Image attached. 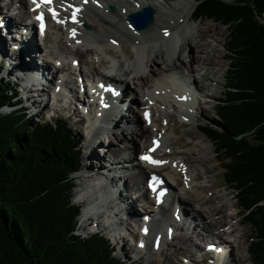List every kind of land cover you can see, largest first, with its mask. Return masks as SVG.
Listing matches in <instances>:
<instances>
[{"label":"bare ground","instance_id":"bare-ground-1","mask_svg":"<svg viewBox=\"0 0 264 264\" xmlns=\"http://www.w3.org/2000/svg\"><path fill=\"white\" fill-rule=\"evenodd\" d=\"M1 1L4 0H0V3ZM59 1L62 4L58 17L62 22H53V26L49 27L41 36L42 39H39L40 44L36 42L34 26L28 27L27 35L17 39L13 37L14 33L11 31L17 26L16 17L22 24H25L23 17L29 9L28 0H17L16 7L12 0H8L5 7L8 12H12L9 15H7V11L3 12L4 10L0 8V17L6 23L5 28L0 27V64L2 65V75L6 76L4 79H9L15 86H20L17 96L18 93L24 94V97L18 99L20 108L22 106V110L28 109L35 115L41 113L42 107L47 104L43 100L42 103L41 101L38 103V96L47 97L48 95L49 100L58 99L57 103H63L62 111L70 109L72 114L76 113L79 116L82 115L78 107L79 103L85 104L82 109L89 108L86 106L88 100L86 94L82 99L78 95L71 94L70 100L67 101H65L66 96L64 95L67 92L65 87L70 89L65 83L68 85L77 84L76 88L79 90L80 86L77 80L83 76L79 72V67L82 64L88 65L91 70L92 78L88 81L92 80L91 82L95 86L108 82L107 84H117L121 88V95L115 100L112 109L98 107L102 109L104 116L98 119L96 127L100 128V131L104 126L115 127L112 125L114 120L124 130L129 126L131 138L128 142L130 145L128 143L129 146L120 147L117 152L107 157L105 162L101 163V159H95L92 164L94 154L90 151L94 149L97 152V150L89 145L85 148L84 154L86 155L82 156L84 161L81 167L88 174L87 179L84 180L85 186L83 184L79 188L82 191L79 201L84 202V208L78 217L79 222L81 221V224L78 223V229L82 228L83 223L91 221L90 218L93 214L89 215L90 218L87 214L94 211V215L98 216L100 208L112 207L107 209V213L104 210L99 212L101 215L95 221L93 220L94 226L105 227L109 231L112 228L113 231L108 232V238L112 237L114 240V235L120 232L117 230L121 229L122 231L124 228L122 221L129 218L132 229L134 230L136 227L139 231L137 234L132 231L135 238H131L135 241V245H133L134 249L129 251L134 252L137 249L136 244L139 242L142 249L137 253L148 250L151 254H159L157 256L159 259L148 257L154 264H159L164 250L169 252L162 259L166 264L171 262L169 261L171 257L181 254L179 248H174L172 252L169 248L164 249L173 247L169 243L173 239L183 244L189 243L190 240L191 246L187 245L188 249H186L189 256L182 255L187 263L202 264L205 262L208 264L207 256L209 255L205 252L204 246L211 245L213 254H218L222 258V264H247L248 258L244 254L247 233L240 229L244 219L236 220L238 213L235 212L227 215L228 205L224 202V198L220 194H214L212 198L207 197L205 191L209 185L202 183V180L207 179L212 170L207 168L206 164L217 156H214V152L209 147L201 144L202 142L199 147H193V150L187 149L182 153H175L173 149L169 148L172 142L167 133V126L168 123L173 122L174 118H172L170 108L172 107L182 117L181 119L189 121L191 117L197 115V109L194 110L193 107L196 105L193 102L195 96H199L203 100L215 97V94L209 89L212 84H219L214 69L218 66L216 53H220L217 44L221 43L216 41V44L214 41L216 45L206 44V39H209L212 34L211 26H200L196 31L197 35H192L194 26L188 22L190 18L192 22L195 20L193 15L190 17V0H83L82 5L74 4L71 0ZM173 1L175 4H172ZM107 6H113L115 10L107 11ZM143 6L155 10L153 24L144 31H132L127 26L125 15ZM64 7L66 8L64 9ZM70 18H73L75 22L69 23ZM214 30L218 35L221 32L219 28ZM168 41L171 42V55L169 56L165 51V44ZM183 44L189 50L185 59L179 53L176 55L177 50L180 49L178 46ZM33 49L41 50L40 55H42V61L36 60L35 66L32 65L34 64L33 56L36 57V54L32 52ZM118 51L124 54L123 60L117 61V56L114 54ZM220 57L223 59L224 55ZM5 60H7V64H5ZM21 63L32 65L33 70H29V72L22 68ZM77 69L78 74L75 75ZM179 71L182 72L179 74ZM175 75L178 76L180 83V86L176 88L173 87ZM66 76L65 83L58 85L60 79ZM84 77H86L85 74ZM185 79L188 82L184 83ZM52 83L54 84L51 88ZM69 92L73 93L71 90ZM93 93L98 101L99 94L95 91ZM145 110L150 113L149 124L143 120L142 114ZM154 115L161 116L160 124L157 121L158 117L156 118ZM110 131L112 129L107 130L105 136ZM114 133L120 134L121 132ZM193 137L190 136V138ZM94 138L97 145L99 142L101 144V141L105 142L101 139L99 141L98 134ZM108 138L109 136L105 138L106 141ZM118 139L120 144L127 141L125 135L124 138L119 136ZM136 139H139L138 148L133 142ZM155 142L160 143L158 149L154 151V161L159 163L137 164L136 160H132V156L136 153L139 160L142 157L141 148L153 149ZM164 144L166 146L163 148ZM107 147L109 145L105 147V152ZM160 149H167V152ZM112 151L113 149H110L109 153ZM104 154L106 155V153ZM126 154L129 155L125 156ZM181 154H186L188 157L185 158ZM189 157L193 164H196L195 167L188 162ZM197 167L200 168L196 173ZM135 169L139 172L137 175L139 180H136V175L132 172H128L129 170L135 172ZM124 171L127 172L124 173ZM105 173L107 176H103ZM152 173L163 175L170 182L165 201L161 205H156L153 195L143 188L140 179ZM117 175L120 177L116 181ZM204 182L209 183L206 180ZM88 192H92L95 202H89ZM139 195L143 199L141 201L150 204V206L142 205L147 214L141 215L140 218L134 213L135 201ZM114 210L120 211L122 214L119 215V212L115 213ZM169 211H172L170 217H168ZM108 214H111L110 217L107 216ZM155 215L158 216L157 219L154 222L151 219L149 225L151 232L142 237L140 232L144 228L143 225L146 224V219ZM197 219L204 221L203 226L200 227V233L198 232L199 224L196 223ZM165 224H168L166 228H164ZM168 228H173L172 239L168 237ZM213 230H218L222 236L215 237ZM100 231L102 230L100 229ZM115 231L117 233H114ZM162 231L165 233L162 234ZM120 234L115 241L122 242L120 254L125 255V245L128 244V239L125 242ZM158 235H161L159 239H157ZM201 236L203 239L199 238ZM192 237L202 241L203 247L199 243H192ZM223 237L225 238L223 239ZM156 243H158V251H154L151 246Z\"/></svg>","mask_w":264,"mask_h":264},{"label":"trees","instance_id":"trees-1","mask_svg":"<svg viewBox=\"0 0 264 264\" xmlns=\"http://www.w3.org/2000/svg\"><path fill=\"white\" fill-rule=\"evenodd\" d=\"M192 1L195 21L208 17L236 32L226 49L238 64L227 58L232 78L215 112L220 130H198L224 162V182L238 208L256 221L248 253L252 264H264V0ZM13 93L0 81V264H132L116 258L101 235L76 234L80 209L71 194L81 167L78 135L63 120L32 126L18 110L1 114L16 105Z\"/></svg>","mask_w":264,"mask_h":264},{"label":"rangeland","instance_id":"rangeland-1","mask_svg":"<svg viewBox=\"0 0 264 264\" xmlns=\"http://www.w3.org/2000/svg\"><path fill=\"white\" fill-rule=\"evenodd\" d=\"M224 3H227V2H231L233 0H220ZM191 2V5L189 7V12H190V17L191 15H193L194 13V9H195V4L192 0H190ZM172 4H175V1L172 2ZM264 17V16H263ZM191 19V18H190ZM189 19V22L188 24H192L194 26V31L192 32V35H197V30L201 27H207V26H211V32L212 34L210 35V38L209 39H206V44L210 45H216L217 42L216 41H219L221 44H217V49L219 50L220 53H216V61L218 62V66H216V69H214L217 73V76H218V79H219V84L216 85V84H212L211 87H210V92L214 93L215 94V97L213 98H210L209 102L207 104H200L198 106V109L196 110V114L199 115V117L196 119L194 117H191V119L187 121L186 124L183 123V119H181L182 117H180L175 110H173V108L171 107V111L170 113L173 115L172 116V120L173 122H170L168 123V126H167V133L169 134L170 138H171V142L172 144L169 146L170 149H173V151L176 153H182V152H185L187 149H191L193 150L194 148H197V146L199 147L200 146V143L203 144L204 146H207L209 147V149L211 151L214 152V156H217V158L215 157V159L213 158L209 163H207L206 167L209 168V169H212L211 170V173L208 174L207 176V179H205L206 181H208L209 183L207 182H204L205 180H202L203 184H206V185H209V188L206 189L205 193L207 192V197H214V194H217L220 196H222L224 198V202L227 203V215H230V214H234L235 213H238V217L235 218L236 220L237 219H241L243 218L244 219V223L243 225L240 227V229H242L244 232H246V241L244 242V247H246V252H244L246 258H248V261H247V264H252V260H250V255L248 253V248L250 247V242L253 240H255V232H256V227L254 225V223H256V221H254L252 219V221L250 219H247L245 218V215H243V213L241 212L240 208H238V200L236 198V193L230 188V186H226L225 184V179L223 177V164L224 162L220 159V156L218 154L215 153V146H213V144L201 133L199 132L198 130V126H205V127H213V129L216 127L215 126V119H216V116H215V112H216V106L218 105V102L219 100H226V96H225V91H226V85L229 83L230 78H232V75H231V69H228V65L229 63H232V61H229L227 59V56L228 58L230 59V57H232L234 59V56L231 55L230 51H228L226 49V47L228 48V44L231 46V43L233 44V42L236 40V32L234 31V28H233V25H224L218 21H215L211 18H208V17H203V18H200L198 21H194L192 22L191 20ZM264 19V18H263ZM16 21H19L17 18H16ZM216 28H219V30L221 31L218 34H216V31L214 29ZM214 31V32H213ZM157 32H159L157 30ZM159 34V33H158ZM189 37V35H188ZM215 41V43H214ZM224 43V44H223ZM223 44V45H222ZM222 45V46H221ZM211 46V45H210ZM180 47L179 50H177L176 52V55L179 53L182 55V57L185 59L187 58L188 56V48L183 44L181 46H178V48ZM233 47V46H232ZM166 48V50H165ZM165 48L164 50L167 51V54L168 56L171 55V42L168 41L166 44H165ZM235 48V47H234ZM164 51V52H165ZM33 54H36V57L33 56V63L32 64L33 66H35L37 63H36V60L38 62H41L42 61V55L41 54V50H36V49H33L32 50ZM166 53V52H165ZM214 53V52H213ZM113 55V52L111 53ZM117 56V61L119 60H123L125 57L124 54L120 51L118 52H115V54ZM224 55V58L221 59L220 56ZM133 56V54H132ZM89 57V56H88ZM87 57V58H88ZM174 59L175 56H174ZM218 59V60H217ZM51 62V60H49ZM27 62V61H25ZM7 60H5V64H7ZM36 63V64H35ZM233 64H238L237 63V57L233 60ZM32 65H29V64H26V63H21V67L26 69V70H33L32 69ZM67 65H68V62H67ZM85 64H82V71H83V74H85L87 77H91V70L88 68V65H85ZM244 64H242L243 66ZM2 65L0 64V81H4V82H9V85L11 86V88L13 89V91H19L20 90V86L19 85H14L9 79H4V75H1V72H2ZM4 67V66H3ZM37 68V67H36ZM5 69H6V65H5ZM103 70V69H102ZM30 72V71H29ZM180 72L182 71H179V74ZM185 72V71H183ZM230 73V74H229ZM178 74V75H179ZM182 75V74H181ZM10 77V75H9ZM3 78V79H2ZM201 81V80H199ZM53 84H51V88L53 87ZM45 87V86H44ZM47 88V87H45ZM18 97L16 99H20V97H24V94L22 93H18ZM61 99V98H60ZM42 100L47 103L45 104V106L42 107V112L41 113H38V114H32L30 111H28V109H24L20 112H22L25 115H27V118H25L28 122L29 125H34L35 123L37 122H45V121H49L50 123H54L56 120H63L64 124H66V127L68 129H71L72 131H74L79 137H81L82 139L85 137V130L83 128V125H84V121L82 119H79V115L78 114H71V111L70 109L68 110H64L66 112L64 113H61V114H58V112H51L50 109L53 108L54 104L52 101H48V98L46 96H38L37 98V102L42 103ZM19 105L15 106V107H3L1 109V114H7L9 113L10 110L14 109V108H17V107H20V103H18ZM63 105V104H62ZM55 107V106H54ZM21 108H23L21 106ZM44 108V109H43ZM62 108V107H61ZM138 111V110H137ZM140 115V113H139ZM156 118L158 117V123L160 124V118L161 116H156L154 115ZM55 117H58V119H54ZM60 117V118H59ZM67 117L68 119L67 120H64V118ZM79 119V120H78ZM212 129V128H211ZM217 129V128H215ZM217 130H220L217 129ZM109 134V138H108V141H106L105 138H101L102 140H105V142H108L107 145H109V147H107L106 149V152H105V147L107 146L105 142H102L101 141V144L99 142V145L98 147L95 146V149L97 150L94 151L91 150L90 153H93L94 154V159H92L91 161V164L94 163L95 159H101V163L102 162H105V159L107 157H110L112 154H114L115 152H117V150L120 148V147H123L124 145L125 146H129L130 143L128 141H130V136H129V132L127 129L123 130V133H120V134H114V135H111ZM124 135H125V139L127 141L123 142L122 144H119L118 145V140L117 138H119V136H123L124 138ZM190 136H194L193 138H190ZM100 141V140H99ZM135 143V146L138 148L139 147V139H136L135 141H133ZM105 143V144H104ZM129 143V145H128ZM191 145H188L187 144H190ZM166 146V144H164L163 148ZM172 147V148H171ZM194 147V148H193ZM193 148V149H192ZM110 149H113V151L111 153H109V150ZM104 150V151H103ZM166 150V151H164ZM161 151L163 152H167V149H161ZM86 152V150H85ZM84 152V153H85ZM106 153V155L104 154ZM83 155H86V154H81V159H80V163H81V166L83 165V159H82V156ZM129 154H126L125 156H128ZM183 155L185 158H186V154H181ZM190 156V155H189ZM213 156V155H212ZM105 157V158H104ZM188 157V156H187ZM132 160H136L134 159V156H132ZM188 162L191 163V165L194 167L196 166V164H193L192 162V159L189 157L188 159ZM226 164V162H225ZM200 165V164H199ZM199 168L200 167H197L195 169L196 173L199 172ZM127 171H124V173H126ZM129 173L132 172L134 175H136V180H139V177H137V175L139 174L138 170L135 169V172L134 171H131L129 170L128 171ZM87 172L85 169L83 168H80L79 171L77 173H75L73 175V179H74V183H73V191H72V194H71V203L73 205H75L74 203V194L77 193V192H82L81 190H77V188H81L84 184L85 186V179H87ZM123 176V174H121ZM120 176L117 175V177L115 178L116 181L117 179L119 178ZM141 181H142V184L145 180V176L140 178ZM114 183V181H113ZM142 184L140 185V188L142 186ZM209 190V192H208ZM212 194V195H211ZM88 195H89V202L91 203L92 202H95L94 201V196H92V192H88ZM123 195H125V193H123ZM131 195V194H130ZM138 200H143L142 197L139 195L138 198H137V201H135V209H134V213L136 216H138V218H140L141 215H144L145 216V213L147 214V212H144V206L142 205H145L143 201L139 202ZM79 201V200H78ZM78 201L76 200V203H78ZM230 202V203H229ZM233 204V205H232ZM86 205V203H85ZM90 205V204H89ZM105 207H106V204H104ZM77 206V205H75ZM108 208H112V207H108ZM107 208V209H108ZM134 208V207H133ZM80 209V213H79V217L81 215V208L79 207ZM106 208H100L99 211H98V216L97 215H94V211L91 212V214H87L88 216H93L91 217V221L88 222V223H83L82 224V228L81 229H77L76 231V234L77 235H80L82 236V238H85V237H88L91 235V233H89V229H92V230H97L99 231L97 234L101 235L104 239L108 240L109 244L111 246H113L114 248V256L124 262H130V263H135V264H154L152 259L151 258H148L149 256L152 257V258H155L157 257L159 254H151V252L149 253L148 250H143V253L142 254V258L138 261H133L132 258H136V254H133V252L131 253V251L129 250H133L134 247L133 245H135V241L131 238V237H134L132 235V231H134L136 234L138 233V229H136V227L134 228V230L132 229L131 227V224L130 223V220L129 218L126 219V221H122L123 222V230L121 231V229H118L117 231H120V232H114V233H117L115 234V238L113 240L112 237H110V239L108 238L109 237V233L108 232H111L113 231L112 228H111V231L107 230V228L105 227H101V226H93L91 225L93 223V220L95 221L101 214H99L100 211L104 210L107 211ZM116 209V208H115ZM138 209V210H137ZM103 211V212H104ZM115 213H118L119 212V215H121L122 213H120V211H116L114 210ZM113 211V212H114ZM139 211V212H138ZM141 211V212H140ZM172 214V211H169L168 213V217H170ZM86 215V216H87ZM111 214H108L107 216L110 217ZM89 216V218H90ZM120 218V216H119ZM92 222V223H91ZM203 222L204 221H201L199 219H197L196 223L199 224V229H198V232L200 233L201 232V228L203 226ZM78 223L81 224V221L79 222V218H78ZM104 225V223H101ZM204 226H205V223H204ZM97 227V228H96ZM78 228V227H77ZM116 228V227H115ZM103 230L102 231H100ZM247 230V231H246ZM164 232V231H163ZM121 233V234H120ZM122 235L123 238L125 239V242H127L126 239H128V244L125 245V255H121L120 254V246H122V242H119L117 243L116 238L119 237V235ZM183 234V233H181ZM220 234V235H219ZM94 235V234H93ZM213 235H216L218 238H220V236H222V233H219L218 230H213ZM135 238V237H134ZM201 239H203V237H199ZM225 237H223L224 239ZM192 239V243H199L202 247H203V243L202 241L200 240H195L193 237L191 238ZM221 241L222 238H221ZM170 245L172 244L173 247H165L164 249L166 248H169L171 249V252L173 251L174 248H179L180 250V253L181 254H176V257H171L169 261V264H194V263H187L185 262V259H184V256L182 255H185V256H189V254L187 253L186 249H188L187 245H190L191 246V243H190V240H189V243H181L179 241H177L176 239H173L171 242H169ZM251 244H253V242H251ZM168 251L164 250L163 253H162V256L160 257V261H159V264H166L164 261H162L163 257L164 256H167L168 255ZM157 259H159L157 257ZM184 259V260H183ZM188 259V258H186ZM232 259V258H231ZM233 263V261H232Z\"/></svg>","mask_w":264,"mask_h":264},{"label":"water","instance_id":"water-1","mask_svg":"<svg viewBox=\"0 0 264 264\" xmlns=\"http://www.w3.org/2000/svg\"><path fill=\"white\" fill-rule=\"evenodd\" d=\"M129 23L135 30L144 31L152 26L154 20V10L146 7L140 12L128 16Z\"/></svg>","mask_w":264,"mask_h":264},{"label":"snow or ice","instance_id":"snow-or-ice-1","mask_svg":"<svg viewBox=\"0 0 264 264\" xmlns=\"http://www.w3.org/2000/svg\"><path fill=\"white\" fill-rule=\"evenodd\" d=\"M41 2H47V3H50L51 0H41ZM32 3L35 4V5L37 6V8L40 6L39 3H37V0H32ZM50 11H51V9H50ZM52 15H53V18L55 19V17H56V13H55L54 11L52 12ZM37 19H41V17L38 16ZM57 22H62V21H57ZM130 26H131V25H130ZM41 27L43 28V24H41ZM165 34H167V33H165ZM145 117L147 118V113L145 114ZM142 159H145V160H147L149 163H153V164H155V163H159L158 161H153V160H151L150 157H148V156H144V157H142ZM153 179H155V177H153Z\"/></svg>","mask_w":264,"mask_h":264}]
</instances>
